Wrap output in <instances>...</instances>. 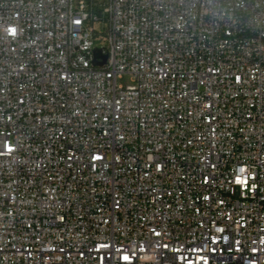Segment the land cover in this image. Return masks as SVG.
<instances>
[{"label": "built area", "instance_id": "built-area-1", "mask_svg": "<svg viewBox=\"0 0 264 264\" xmlns=\"http://www.w3.org/2000/svg\"><path fill=\"white\" fill-rule=\"evenodd\" d=\"M0 264H264V0H0Z\"/></svg>", "mask_w": 264, "mask_h": 264}, {"label": "rangeland", "instance_id": "rangeland-1", "mask_svg": "<svg viewBox=\"0 0 264 264\" xmlns=\"http://www.w3.org/2000/svg\"><path fill=\"white\" fill-rule=\"evenodd\" d=\"M107 27V24L105 21L100 20L95 23V29L99 33V35L95 39V45L98 47H104L106 45V38L103 34ZM119 83L127 84L130 83V78L129 76H124L122 79L118 80Z\"/></svg>", "mask_w": 264, "mask_h": 264}, {"label": "water", "instance_id": "water-1", "mask_svg": "<svg viewBox=\"0 0 264 264\" xmlns=\"http://www.w3.org/2000/svg\"><path fill=\"white\" fill-rule=\"evenodd\" d=\"M94 57H95L94 64L98 65V66L103 65L107 59V56L105 54H102L101 48H95L94 49ZM98 58H101L102 61H98L97 60Z\"/></svg>", "mask_w": 264, "mask_h": 264}, {"label": "snow or ice", "instance_id": "snow-or-ice-1", "mask_svg": "<svg viewBox=\"0 0 264 264\" xmlns=\"http://www.w3.org/2000/svg\"><path fill=\"white\" fill-rule=\"evenodd\" d=\"M124 259H125V260H127V259H128V257H124Z\"/></svg>", "mask_w": 264, "mask_h": 264}]
</instances>
